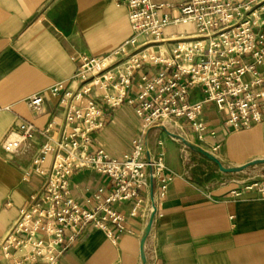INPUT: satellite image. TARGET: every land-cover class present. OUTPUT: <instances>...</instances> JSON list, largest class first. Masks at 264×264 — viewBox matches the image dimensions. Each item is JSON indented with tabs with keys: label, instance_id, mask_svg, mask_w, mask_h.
Masks as SVG:
<instances>
[{
	"label": "built area",
	"instance_id": "1",
	"mask_svg": "<svg viewBox=\"0 0 264 264\" xmlns=\"http://www.w3.org/2000/svg\"><path fill=\"white\" fill-rule=\"evenodd\" d=\"M116 1L128 7L131 36L107 54H79L73 58L79 64L72 87L59 81L26 102L39 110L49 93L59 99L63 118L55 138L48 135L52 125L42 132L46 141L31 170L45 184L0 237V264H58L90 226L116 244L131 231L128 216L140 214L148 223L170 180L164 151L149 146L151 128H188L202 140L207 105L234 131L264 121V0ZM171 25L192 29L167 38ZM167 41L173 42L170 54L161 49ZM193 90L199 94L196 101ZM124 102L139 119L129 151L120 157L104 148L90 151L93 134L106 124L105 108ZM34 131L32 123L23 122L9 132L3 148L15 153ZM80 169L109 180L85 188L86 206L72 194V178ZM154 181L161 185L159 198L153 197ZM244 188L264 198V183L252 179ZM125 204L127 213L121 211Z\"/></svg>",
	"mask_w": 264,
	"mask_h": 264
},
{
	"label": "crops",
	"instance_id": "2",
	"mask_svg": "<svg viewBox=\"0 0 264 264\" xmlns=\"http://www.w3.org/2000/svg\"><path fill=\"white\" fill-rule=\"evenodd\" d=\"M153 1L177 5L181 0ZM191 29L171 25L165 35L181 37ZM130 36L128 7L116 0H0V237L31 195L43 188L45 179L31 170L32 161L46 141L42 132L52 125L48 135L55 138L63 118L57 97L47 93L39 110L27 106L28 98L59 81L72 87L79 64L73 58L107 54ZM172 45L167 41L161 49L170 54ZM198 99L193 90L191 100ZM105 114L106 124L93 134L89 150L104 148L120 157L138 134L139 119L126 102L106 107ZM203 119L207 130L202 140L191 129H173L227 168L264 159V121L234 131L224 125V115L213 105L205 106ZM23 122L34 125L33 137L9 153L3 142ZM148 143L152 150L164 151L170 180L145 243L146 264H264V198L244 188L252 179L264 183V164L237 173L218 167L229 176L217 175L208 183L192 175L191 156L180 140L155 127L148 132ZM108 182L96 171L76 170L72 194L86 206L85 188ZM161 192L154 181L153 197L159 198ZM128 210L122 205V212ZM127 220L131 231L121 234L116 244L102 230L86 228L58 264H143L140 244L147 223L140 214Z\"/></svg>",
	"mask_w": 264,
	"mask_h": 264
},
{
	"label": "water",
	"instance_id": "3",
	"mask_svg": "<svg viewBox=\"0 0 264 264\" xmlns=\"http://www.w3.org/2000/svg\"><path fill=\"white\" fill-rule=\"evenodd\" d=\"M163 130L166 133H168L169 135H171L172 137L180 140L185 146H187L192 151L197 152L199 154H202V155L206 156L209 160H211L212 162H214L215 164H217V166L219 167V169L222 172H225V173H237V172H242V171L246 170L247 168H249L251 166H255V165H258V164H264V159H260V160H255V161L249 162V163H247V164H245L243 166H240V167H232V168L224 167L222 165V163L220 162V160L218 158H216L213 154L209 153L208 151L204 150L203 148H201L199 146H196V145L190 143L182 135L172 133L171 131H169L166 128H163ZM153 207H154V210H153V212L150 215V218H149V221H148V223L146 225L144 234H143V236L141 238V244H140V246H141V258H142L143 264H146L144 247H145V243H146L147 237L149 236V233L151 231V227H152L154 215H155V212H156V207L155 206H153Z\"/></svg>",
	"mask_w": 264,
	"mask_h": 264
},
{
	"label": "rangeland",
	"instance_id": "4",
	"mask_svg": "<svg viewBox=\"0 0 264 264\" xmlns=\"http://www.w3.org/2000/svg\"><path fill=\"white\" fill-rule=\"evenodd\" d=\"M134 95H136V93H134ZM175 130L176 129H171L170 131L177 134ZM185 150L191 156V159H189V167L191 168V170H193L192 175L196 177V179H202V181L209 183L215 180V176L224 174L219 172L218 166L211 160H209L206 156L192 151L187 146L185 147ZM193 164L196 165L193 167ZM223 176L229 175L224 174Z\"/></svg>",
	"mask_w": 264,
	"mask_h": 264
}]
</instances>
